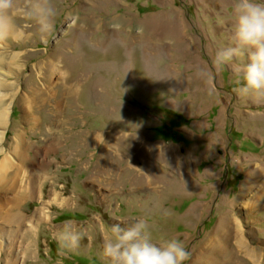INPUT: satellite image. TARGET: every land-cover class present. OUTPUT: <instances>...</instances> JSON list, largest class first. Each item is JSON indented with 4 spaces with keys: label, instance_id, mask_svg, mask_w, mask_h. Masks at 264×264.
<instances>
[{
    "label": "rangeland",
    "instance_id": "1",
    "mask_svg": "<svg viewBox=\"0 0 264 264\" xmlns=\"http://www.w3.org/2000/svg\"><path fill=\"white\" fill-rule=\"evenodd\" d=\"M53 2L46 39L20 16L0 44L15 55L0 65V161L19 172L0 188V264H108V227L138 218L154 242H182L184 264H264V102L234 92L246 58L213 64L233 0ZM24 184L37 190L5 220ZM66 221L85 233L76 253L54 239Z\"/></svg>",
    "mask_w": 264,
    "mask_h": 264
},
{
    "label": "clouds",
    "instance_id": "2",
    "mask_svg": "<svg viewBox=\"0 0 264 264\" xmlns=\"http://www.w3.org/2000/svg\"><path fill=\"white\" fill-rule=\"evenodd\" d=\"M23 16L35 27L40 39L55 31L58 9L53 0H0V44L17 39L23 30L17 18ZM232 46L217 51L213 64L219 68L237 58H246L239 72V87L234 92L242 98L264 102V0H233ZM28 35H31L29 33ZM196 75L207 80L211 74L198 70ZM165 217L172 215L163 211ZM100 259L108 264H184L189 253L182 242L168 239L154 242L146 218H138L130 226L120 223L108 227ZM85 233L72 221H66L54 234L61 254L79 251Z\"/></svg>",
    "mask_w": 264,
    "mask_h": 264
},
{
    "label": "bare ground",
    "instance_id": "3",
    "mask_svg": "<svg viewBox=\"0 0 264 264\" xmlns=\"http://www.w3.org/2000/svg\"><path fill=\"white\" fill-rule=\"evenodd\" d=\"M71 21V19H69V22ZM5 52V50H4V48H3V50L1 49L0 50V65L1 64H6V63H8V59H10V60H12V59H14L15 58V55H8V54H5L4 53ZM1 75V74H0ZM3 75V74H2ZM1 75V76H2ZM14 86V85H13ZM7 87H10V89L12 88V86L10 85V84H8V83H6V79L5 78H2V77H0V89H8ZM55 91V90H54ZM3 93V94H2ZM6 100H7V93H5V92H0V128H1V126H3L4 124H5V120H6V111H7V109H8V107L7 106H5V103H6ZM3 136H4V131H0V144H1V142H2V140H3ZM24 136V135H23ZM98 140V139H97ZM18 142H17V144H16V146H15V149H16V152L17 151H20V149H21V144L23 143L22 142V139H21V137L19 138V140H17ZM25 149V148H24ZM27 149V148H26ZM15 152V153H16ZM9 154H10V152H9ZM4 159L3 160H1L0 161V188H4V187H11V185H14V184H16V182H17V178L19 177L18 175H19V172H18V170H17V172H15V174H14V176H12V177H9L8 175H9V170H8V165H10V164H13V161H14V159H13V155L11 154V155H8L7 157H3ZM13 160V161H12ZM12 161V162H11ZM15 179V180H14ZM23 180V179H22ZM21 186V188H19V191H16V194H18V196H21L20 198L19 197H17V199L16 200H14L13 201V206H11V208L10 207H8L7 208V213H6V215H5V220H9V218H10V210H14V209H16V206H14V204L15 205H18V204H20L22 201H24L25 199H26V197L27 196H31L33 193H35V191L37 190V185L36 184H32V185H30V186H28V184H24V185H20ZM15 188V187H14ZM23 191V195H24V197L22 196V194L21 195H19L22 191ZM21 191V192H20ZM15 192V191H14ZM19 198V199H18ZM13 200V198L11 199V201ZM10 203V204H11ZM5 205H9L8 203H6ZM3 207V206H2ZM12 218V221L13 222H15V223H24V219L25 218H23V215L21 214V212L20 213H15L14 215H12L11 216ZM15 223H14V225H15ZM8 227V226H7ZM10 227V226H9ZM0 230H2V229H0ZM14 230V229H13ZM12 230V231H13ZM27 231V230H26ZM3 233V232H2ZM5 233V232H4ZM3 233V234H4ZM9 232H7L6 233V235L7 236H9ZM18 234V233H17ZM2 235V234H1ZM0 235V236H1ZM3 236V235H2ZM25 236H23V238H24ZM24 240V239H23ZM15 242V241H14ZM0 245H1V243H0ZM7 245V244H6ZM10 246V245H9ZM5 248H7V247H5ZM250 248V251H251V253L250 252H246L247 253V255L249 254V256L251 257V258H253V259H257L258 258V256H257V253H255L254 251H253V248H251V247H249ZM18 262V261H17ZM14 263V261L13 260H11V261H9V263L8 264H13Z\"/></svg>",
    "mask_w": 264,
    "mask_h": 264
}]
</instances>
